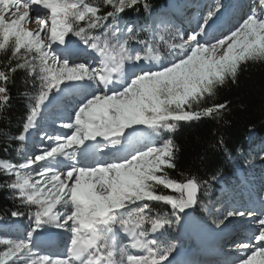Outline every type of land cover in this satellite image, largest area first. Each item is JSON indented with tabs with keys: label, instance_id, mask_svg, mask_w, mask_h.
<instances>
[{
	"label": "snow or ice",
	"instance_id": "1",
	"mask_svg": "<svg viewBox=\"0 0 264 264\" xmlns=\"http://www.w3.org/2000/svg\"><path fill=\"white\" fill-rule=\"evenodd\" d=\"M137 6L150 10L148 0H0V116L18 70L34 87L25 94L23 132L12 137L0 128V136L26 141L55 94L84 91L60 124L67 133L46 135L53 143L35 154L18 149L19 163L0 159L6 187L34 207L25 238H0V264H173L176 245L162 237L197 206L209 182L171 176L179 147L164 134L181 122L219 119L227 109L214 102L219 90L235 84L244 66L264 63V0H249L238 24L219 35L210 32L223 7L216 2L187 38L165 25L171 39L155 23L122 27L121 13ZM141 31L149 35L141 38ZM78 51L92 54L93 62H75ZM90 157L96 162L82 163ZM153 203L169 206L170 214L156 212ZM237 217L251 235L234 241L232 264H264V204L259 213L227 210L213 223L227 228ZM45 225L71 233L65 256L38 250L34 236Z\"/></svg>",
	"mask_w": 264,
	"mask_h": 264
},
{
	"label": "trees",
	"instance_id": "2",
	"mask_svg": "<svg viewBox=\"0 0 264 264\" xmlns=\"http://www.w3.org/2000/svg\"><path fill=\"white\" fill-rule=\"evenodd\" d=\"M169 1L148 0L149 11H145L142 6L126 9L121 13L120 24L122 27L133 25L137 29L151 28ZM109 10L111 9L102 8V12ZM147 35V32H140L141 38ZM131 44L136 43L132 41ZM0 59L4 57L0 56ZM12 79L13 82L8 85L10 100L0 116V128L16 137L23 132L30 107L25 94H32L34 87L32 77L27 76L23 70H18ZM214 102L227 105L219 119L203 117L199 121L181 122L175 132L164 134V138L171 136L179 147L177 169L169 170L171 176L177 180L194 176L209 182L202 186L199 194L201 199L197 206L205 204V196L217 197L222 192L223 187L216 185L219 179L224 181L227 189L237 191L242 187L240 182L247 183L257 176L255 169L249 167V161L257 160L253 149L256 143L264 140V63L244 66L237 82L228 83L221 88ZM20 148L21 141L14 138L5 140L0 136V159L19 163ZM9 179L0 174V222L3 224L0 227V238L16 239L18 231L12 230L10 226L16 219L21 224L26 223L25 220L34 211V207L15 198L13 191L6 187ZM205 189L207 195L203 193ZM152 206L160 214H170L169 206L160 203H153ZM12 212L22 215L14 217ZM177 233L178 226L174 224L162 238L173 240Z\"/></svg>",
	"mask_w": 264,
	"mask_h": 264
},
{
	"label": "rangeland",
	"instance_id": "3",
	"mask_svg": "<svg viewBox=\"0 0 264 264\" xmlns=\"http://www.w3.org/2000/svg\"><path fill=\"white\" fill-rule=\"evenodd\" d=\"M216 2H219L221 5H223L220 13L217 14L219 17L217 23L210 30V32H213L217 35H219L221 32H226L230 28L237 25L238 22L241 20L243 14L248 10V4H249V0H186V1H181L180 3L179 2L176 3V0H172V2H169L170 8L164 13L163 19L160 22H158L159 20L155 22V24L160 25V27L157 29V32H159L160 35H164L165 39H171L172 36L169 35V33L163 31L164 26L166 25L170 29L172 35H175V33L179 31L185 33V38H187V34H189L191 30L196 27L197 21L201 18L202 14H205L207 8L210 6H214ZM31 26L36 27V25H31ZM141 29H145V28H141ZM69 38L75 41L76 44L79 46V48H83V45L79 44L77 38L71 36ZM160 51L162 54L166 55V48L164 47L162 42L160 45ZM80 52H82L84 59L87 58L86 55L89 54L88 52H84V51H80ZM74 60L75 62H88V61H83V58L81 59L80 55L78 54H76ZM88 63L91 64V62ZM75 92H79V91L76 90ZM71 95L72 93L69 94V96ZM55 97L56 98L52 100V104L57 103L54 101H60L61 98L60 95L55 94ZM54 106H58V105H54ZM59 109L55 110V107H52V109L48 111V113L52 116V118L57 115L62 116L71 113V111L69 112L68 109L67 110L65 108H59ZM54 111H57V113H55ZM42 121L43 119L41 120V122ZM63 122L66 121L59 119L57 123H52L53 125L50 127H54L53 129L56 130L58 129V131L61 132L64 130L60 128V124ZM39 125L40 124H38L37 127L31 133L30 139L22 142L21 150L27 151L29 154H35L37 153L38 150L41 149V145H38L39 144L38 142H40V138H41V136L39 135L40 134L39 133L40 128L38 127ZM48 128H49L48 125L45 126V129ZM56 135H60V133L54 132L51 133L49 136L54 137ZM49 141L52 140H48V139L46 140V142ZM23 151H20V155L18 157L19 162H21L22 160ZM253 152L256 155L257 158L256 161H258V163L256 164L252 163L254 164V167L257 168V174L259 175L256 181H250L245 185H243L242 187H240V190L232 191L225 187L224 182H222V180H219L216 185L218 187H224L222 192L217 197L215 195L205 196L204 198L205 204H203V206H197L195 210L192 209L188 210V214L187 215L183 214L182 217L183 218L186 216L190 217V213L191 211H193L194 215L197 213L200 214L202 216L201 217L202 220L205 222V223H201L199 221H195L194 225L198 226V228L200 227L202 230L205 229L213 230V233L216 232V229H220L223 232L222 235L230 236L236 234L238 235V239L236 240L244 238L247 235L248 231L245 230L246 226L242 224L243 218H239V217L233 218L231 224H229L227 228H224L223 226L221 228H216L215 224L213 223V220L221 218L227 210H231V209H240V210L250 209L257 213H259V211L261 210V205L264 204V162H263L264 159H261L260 157L264 156V140L259 143H256V147H254ZM251 162H253V160L249 161V163ZM241 183L242 182H240V184ZM25 221L26 223L23 225L19 223V220H16L13 223L14 225L17 226V228H19L17 238H25L27 233L31 230V227L33 226V220L30 219V216ZM11 228L13 229L14 226H12ZM178 228L180 233V224H178ZM43 229L44 231L46 230L56 231V233L58 234V235L56 234L57 240H61V238L64 237L65 238L64 241L60 244V246L55 247L54 250L46 251L48 249L47 246H45V248H42L43 240H40L39 238H37L36 240V237L34 236L35 237L34 242L37 244V246L42 245V246H38V250L41 253L50 254L54 257L65 256L67 254V248L70 244L71 233L65 231L64 229L59 230V228L56 227L55 230H53L54 227L50 228L48 226H44ZM203 232H202V236L204 237ZM222 237L223 236H219L216 238V236L212 234L209 236V238L204 237V240H207L205 244L206 245L205 249H200L201 248L200 244L196 245L195 243L189 242V240L186 241L181 238H177L178 240H176L175 242H171L170 240L167 239L163 241L165 243H174L176 245L175 251L172 253V255H175L177 253H184L186 255H190L191 264H202V262L200 261V258L202 256V251H204L205 255H209L212 257H218V256L225 257L223 259L221 258L222 264H229V263L232 264V260L236 258L237 250L235 248L234 241L230 243V245H227V243L229 242L230 239H234V237L228 239V241L226 240L224 243L221 244L223 240ZM186 247L188 248L184 250V248ZM213 259H211V262H215L213 261ZM219 262L220 261H218L217 263Z\"/></svg>",
	"mask_w": 264,
	"mask_h": 264
},
{
	"label": "bare ground",
	"instance_id": "4",
	"mask_svg": "<svg viewBox=\"0 0 264 264\" xmlns=\"http://www.w3.org/2000/svg\"><path fill=\"white\" fill-rule=\"evenodd\" d=\"M77 53H82V52L78 51ZM82 58L84 59V56L83 55H82L81 59ZM84 61L93 62L92 59H91V55L89 56V58L87 56V58H85ZM75 91L76 90L74 89V90H71V91L64 92L62 94H58V95H60V96L63 97V100L60 101L61 103L59 101H54V102H57L58 104L57 103H55V104L54 103L53 104L51 103V107H55V110L56 109H59V108H65L66 110L68 109L69 112L71 111V113H68V115H62V116L61 115H59V116L57 115V116H55V117L52 118V116L48 113L49 109L48 110L46 109V111H44L43 116H42L43 121L40 122V123H38V124H40L38 127L40 128L39 129V133H40L39 135L41 136L40 142H38L39 143L38 145H41V149L47 148L49 145H51L53 143V141L46 142V140H47L45 138L46 135L49 136L51 133H54V132L62 134V133H67L69 131L67 129H64L63 131L59 132L58 129L57 130L56 129H53L54 127H50V126L53 125L52 123H57L59 121V119L60 120L67 121V119L69 118L70 114H72L74 112V110L76 109V107L79 104V102L83 99V94H84V91L83 90H78L79 92H75ZM70 93H72L71 96H69ZM54 105H58L59 107L58 106H54ZM57 111H54V112L57 113ZM44 124H47L49 126V128L48 129H45V126H47V125H44ZM144 132L147 133L148 130L145 129ZM30 135H29V139H30ZM87 143H89V142H86V144ZM91 143H93V142H91ZM27 145H28V143H27ZM40 150H38L37 153ZM100 156H103V154L102 153H97L96 157H100ZM81 161H82V163L92 164V163H95L96 162V158L90 157L87 160H84L83 158H81ZM45 226H50V225H45ZM53 227L54 226H52V228ZM195 227L198 228V226H196V225H195ZM53 230H55V227H54ZM59 230H61V229L59 228ZM40 232H42V233H37V234H35V236L38 237L40 235L42 237V239L45 241V243L43 244V246L42 245H38V246H42V248H45V246H49L46 251L54 250L55 247L60 246V244L64 241V238H65L64 237V238H61V240H57L56 239L57 238L56 237V234H57L56 231H49V230L44 231V229H43ZM59 232H62V231H59ZM203 233H204V237H208V238H209V236L211 234L212 235H215L216 238L219 237V236H223L222 237L223 240H222L221 244L224 243L226 240L228 241V239L234 237V239H230L229 242L227 243V245H230V243H232L233 241H235L236 239H238V235H236V234L235 235H230V236L222 235L223 232L220 229H216V232L215 233H213V230L205 229ZM52 234H53V236H52ZM249 235H251V232L250 231L247 232V235L244 238H247ZM224 236H225V238H224ZM201 244L203 246L205 245L202 242H201ZM196 251H197V249H196ZM213 258H215V259H213ZM221 258L223 259L225 257H223V256L212 257V256H209V255H205L204 251H202V256L200 258V261L202 262V264L203 263L204 264H216L218 261H220V262L217 263V264H222ZM211 259H213V261H215V262H211ZM185 260H186V262H185ZM183 263H185V264H191L190 263V259L188 257H185L182 254H177V255L173 256V264H183Z\"/></svg>",
	"mask_w": 264,
	"mask_h": 264
}]
</instances>
